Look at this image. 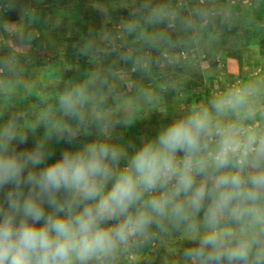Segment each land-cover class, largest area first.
Here are the masks:
<instances>
[{
	"label": "clouds",
	"instance_id": "9594fccd",
	"mask_svg": "<svg viewBox=\"0 0 264 264\" xmlns=\"http://www.w3.org/2000/svg\"><path fill=\"white\" fill-rule=\"evenodd\" d=\"M260 3L95 0L102 24L75 46L87 66L52 87L28 79L34 34L8 33L0 264H145L161 245L165 264H264V77L191 100L170 120L165 107L169 95L188 100V76L226 34L258 25ZM16 7L3 0L0 13ZM118 9L127 15L114 18ZM19 15L40 20L28 7ZM30 98L32 108L17 103ZM152 111L167 122L126 138Z\"/></svg>",
	"mask_w": 264,
	"mask_h": 264
},
{
	"label": "crops",
	"instance_id": "0c3cea01",
	"mask_svg": "<svg viewBox=\"0 0 264 264\" xmlns=\"http://www.w3.org/2000/svg\"><path fill=\"white\" fill-rule=\"evenodd\" d=\"M42 1L17 0V7L15 9L6 15L0 13V44L6 43L11 47L13 40L8 33L13 28H26L27 31L32 32L35 36L31 47L24 50L25 53L31 52L33 50V42L43 37L44 30L40 20L44 16V11L49 10V15L68 19L70 22L82 26L86 15L85 7L93 6L92 4L95 2V0H78L69 6L61 8L57 4L48 5ZM111 2L113 6L118 7V0H111ZM2 3L3 0H0V4ZM238 3L239 5H244L245 0H238ZM21 7H28L38 11L40 13V20L31 25L25 24L20 20L19 13ZM116 11L115 18H118L120 15H127L126 11L119 9ZM95 13V10L91 9V13L88 14ZM255 15L258 21L257 26L246 28L241 35H236L235 29L232 33L226 34L223 38L222 47L210 56H207L199 63L198 69L191 72L185 83V91L188 96L187 101L178 99L174 95L167 97L165 101L166 112L168 114L167 119L170 120L173 114L191 100L204 99L214 90L223 89L238 79L264 77V0H261L260 7ZM81 28L80 37H83L87 35L90 29L95 27L82 26ZM54 34H57V30L54 31ZM61 67L60 65H50L48 67L49 76L50 73L53 75ZM166 122L164 120V113L160 111L146 112L142 120L137 121L134 126L125 130V137L138 143L141 135H154L160 124ZM54 148L58 151V148H63V145H54ZM166 248L167 245L159 246V251H154L155 259L151 262L146 261L145 264H165Z\"/></svg>",
	"mask_w": 264,
	"mask_h": 264
},
{
	"label": "trees",
	"instance_id": "16d2710c",
	"mask_svg": "<svg viewBox=\"0 0 264 264\" xmlns=\"http://www.w3.org/2000/svg\"><path fill=\"white\" fill-rule=\"evenodd\" d=\"M77 1L78 0H43L42 2L48 5L57 4L59 7L63 8ZM85 9L86 15L82 26H92L99 29L102 24V17L96 11L95 14H88L91 13V9L94 10L93 6L85 7ZM48 11L49 10L43 12L44 16L40 20L44 30L43 37L33 42V50L26 53L28 58V79L35 81L37 87H43L45 85L52 87L58 82L59 77L63 76L68 78L75 76L78 70L87 66L86 60L83 57L77 58L75 52V46L82 38L80 37V29H82V26L76 25L68 19L49 15ZM116 13L117 11L113 13V16H115ZM45 18H47V22H45ZM57 21H59L58 26ZM55 30H57L56 35L54 34ZM50 65H60V67L62 65V67L52 76H49L48 67ZM17 103L25 109L34 106V101L31 98L28 100H17ZM26 146L30 147L31 141ZM63 147H65V145H63ZM61 149L58 148L57 152Z\"/></svg>",
	"mask_w": 264,
	"mask_h": 264
},
{
	"label": "rangeland",
	"instance_id": "374dc122",
	"mask_svg": "<svg viewBox=\"0 0 264 264\" xmlns=\"http://www.w3.org/2000/svg\"><path fill=\"white\" fill-rule=\"evenodd\" d=\"M52 72V71H51ZM50 76H52V73H50ZM161 248V247H160ZM165 251V250H164ZM166 252V251H165Z\"/></svg>",
	"mask_w": 264,
	"mask_h": 264
}]
</instances>
